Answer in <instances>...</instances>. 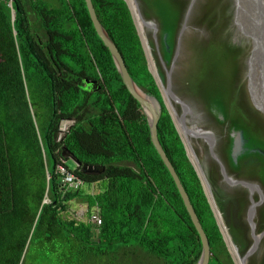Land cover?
Instances as JSON below:
<instances>
[{"label":"trees","instance_id":"trees-1","mask_svg":"<svg viewBox=\"0 0 264 264\" xmlns=\"http://www.w3.org/2000/svg\"><path fill=\"white\" fill-rule=\"evenodd\" d=\"M140 1L144 18L159 22L158 47L154 36L148 33V37L166 84V68L172 66L190 1ZM92 2L132 79L161 106L159 140L209 238L210 264H234L150 72L127 3ZM216 45L229 59L227 82L233 88L225 91L214 83L200 94L210 108L223 113L232 133L243 132L247 140V150L236 163L234 138H230L224 151L227 169L242 178H258L264 186V125L246 104L237 81L243 51L231 38L230 43L222 38L202 46ZM88 81H98L101 88L93 90ZM222 90L242 111L239 116L230 112ZM68 120L75 125L59 142L60 127ZM64 150L82 166L65 158ZM63 161L67 167L68 161L75 164V169L69 168L86 186L103 183L102 190H65L57 174ZM83 166L104 173L86 175ZM249 170L259 175L254 177ZM220 175L217 163L207 172L234 243L244 256L253 244L250 227L240 226L235 218L244 216L245 197L221 186ZM74 201L87 206L86 220L65 218ZM95 213L101 224L92 222ZM259 217L258 230L263 232L264 214ZM202 253L191 216L152 142L148 117L98 36L86 0H0V264H199Z\"/></svg>","mask_w":264,"mask_h":264},{"label":"rangeland","instance_id":"rangeland-1","mask_svg":"<svg viewBox=\"0 0 264 264\" xmlns=\"http://www.w3.org/2000/svg\"><path fill=\"white\" fill-rule=\"evenodd\" d=\"M142 6L140 0H137ZM191 1V0H189ZM263 0H250V5L248 8L255 9L261 12V17L264 19V8L258 7V2ZM129 2V0H128ZM244 2V0H243ZM235 0H199L198 4L191 16V19L188 24V28L184 33L183 41L181 44L180 53L175 61V66L173 70V89L174 93L181 98L184 102L189 104L193 113L188 116V121L190 124L189 127L193 125H197L199 128L213 132L217 136V154L220 159L224 162L225 158V146L229 144L230 138H235V133H232V127L230 123H224V115L223 113H217V107L210 108L209 103H206L205 99L202 98L200 92L213 88L214 83H219L224 88L225 91L232 90L233 84L231 82H227L229 69V59L227 58L225 51L219 45L213 47H203L204 43H212L221 41L222 38H225L228 43H230V38L237 45L240 51H243V54L240 55V74L236 76L235 79L230 78L231 80H236L240 90L243 93L244 100L246 104L253 110V114L256 118H259L262 124L264 125V114L257 109L254 104V100L252 97V93L250 90V75H249V63L250 58L254 49V39H249L245 37L244 34L240 32L237 27L236 20L248 15V10L244 11L243 14L237 15L235 8ZM130 4V2H129ZM138 4V5H139ZM131 6V4H130ZM132 7V6H131ZM259 14V12H258ZM134 16L139 25V29L141 33L149 40L148 33L154 36L153 30H149L146 27L142 20L137 18V15L134 12ZM151 21L159 26V22L157 18H151ZM141 22V23H140ZM140 23V24H139ZM262 26V27H261ZM261 32L264 30V21L261 24ZM143 27V28H142ZM242 29L244 30L245 25L242 24ZM258 37V36H257ZM155 40V38H154ZM156 42V41H155ZM150 44V43H149ZM156 45L158 47V35ZM257 47L264 54V46L260 40H257ZM247 48V50H246ZM152 49V48H151ZM252 49V50H251ZM153 54V51H152ZM154 56V54H153ZM259 66L262 67L264 64V58L258 61ZM158 67V66H157ZM158 69V68H157ZM171 69L166 68V74ZM159 71V70H158ZM262 72V69H260ZM236 86V83H235ZM238 86V87H239ZM224 90L223 95L225 97L226 104L228 105L230 112L239 116L242 111L238 110L232 102V98L228 95ZM195 94H197L200 99L195 98ZM176 109L178 114L182 113V108L180 105H176ZM67 131V127L63 126L60 131L59 138L61 139ZM189 143L191 145L192 150L194 151V155L199 159L202 167L204 168L205 173L211 172L213 170V166L216 162L209 151V145L203 141V139L199 137H194V139L187 136ZM68 165L70 168H76L75 164L72 161H68ZM219 167L220 177L216 178L219 182L224 181L222 170ZM246 170L240 171V173H245ZM248 174H254V177L259 175V171H255L254 173L249 170ZM236 181L248 182L250 184H258L263 190V201L262 205L257 209V217L256 222L260 221V214H264V186L262 182L258 178H254L253 180H249L248 178H242L239 176V173L229 174ZM208 177V176H207ZM208 184L212 189V185L208 179ZM103 183L93 184L92 186H85L83 189L88 190L89 192L101 191ZM207 186V183H206ZM235 193H240L244 198L242 201L243 206L241 211L244 212V216H239L236 214V221L240 222V226L251 227L248 220V212L252 205V199L256 202L261 201V195L258 192L254 196L251 195V190L248 188H244L242 186L234 188ZM81 204L80 201H74L70 203V210L65 214V218L67 219H76L77 212H84V219L79 221H84L87 218V208L85 205L79 206ZM220 209V208H219ZM221 211V209H220ZM222 213V211H221ZM223 215V213H222ZM224 216V215H223ZM226 223V221H225ZM255 223V221H254ZM256 224V223H255ZM256 224V226H257ZM227 225V223H226ZM228 226V225H227ZM250 229V228H249ZM259 229V224H258ZM264 231V227L262 228ZM230 231V228H229ZM258 233H261L258 230ZM231 234V231H230ZM250 235V231H249ZM232 236V234H231ZM251 236V235H250ZM233 238V236H232ZM234 240V238H233ZM259 249L258 252L251 257L248 264H264V238L258 243ZM248 252V251H247ZM233 254V253H232ZM236 256V254H235ZM235 264V263H234Z\"/></svg>","mask_w":264,"mask_h":264},{"label":"water","instance_id":"water-1","mask_svg":"<svg viewBox=\"0 0 264 264\" xmlns=\"http://www.w3.org/2000/svg\"><path fill=\"white\" fill-rule=\"evenodd\" d=\"M124 1L127 3L128 7L130 9L131 15L133 17L135 26L137 28L139 37H140L141 42H142V46H143L145 54H146V58L148 61L150 72L153 74V76H154V78H155V80H156V82H157V84L161 90L162 97L164 99V104H165L167 110L169 111V113L172 117V120L176 126V129H177V131H178V133L182 139V142H183L185 149L187 151V156H188L190 162L192 163L194 169L196 170V172L199 176V179L201 181V184L203 186L205 194L208 198L209 204H210V206L214 212L217 224L220 228V231L223 235L224 241L227 245L228 251L230 252L234 263L238 264L237 257L235 256V245L236 244L234 243L233 238H232L231 243L228 240H226V234L222 228V224H225L226 227H227V225H226L224 217H223V215L219 209L217 201L214 197V194H213V191L210 187V184H208V179H207L206 173L204 172L203 167L201 166L198 158L197 157L195 158V156L192 155V152L190 151L191 145L189 143V140L187 141L185 139L183 131L179 125V123L181 125H183L185 127L188 135L190 136V138L194 139L195 136L191 130V127L188 126L190 124V122L188 121V116L191 115L193 113V111H192L191 107L189 106V104L184 102L181 98H179L174 93V89H173V70H174V66H175V61H176V59L180 53L184 33L188 28L189 21L191 19V16H192L194 9L197 6L199 0H191L189 3V6L185 12L183 23L181 26V30H180L179 36H178V44H177L176 54H175V57H174V60H173L172 66H171V70L168 72L166 84L163 82V80L160 76V73L157 69L158 67H157L156 62L154 60L152 50H151V46L149 44V40L147 39V36L145 37L143 35V33H141V31L137 25L133 11H132L129 3H128V0H124ZM136 2H138V1L136 0ZM257 2L259 4V1H256V3ZM86 3H87V7H88V10L90 12V15H91V18H92V21H93V24H94V27L97 31L98 36L104 42L105 46L110 50V52H111V54L115 60V63L119 69V72L121 73L122 78L124 80V83H125L127 89L129 90L130 94L138 101V103L141 105L145 114L148 117L152 142H153L158 154L160 155L163 162L165 163L167 169L169 170L170 174L172 175V177L176 183V186L180 192V195H181V197L185 203V206H186V208H187V210L191 216V219L195 225V228H196V230L200 236L202 246H203V253H202V258H201L199 264H210L211 246H210L209 238H208V236H207V234H206V232H205V230L201 224V221H200L193 205H192V202L189 198V195L186 192V190H185V188L181 182V179L179 178V176L177 174V171L175 170L174 166L172 165L170 159L168 158V156H167L165 150L163 149L161 142L159 140L158 127H159L160 117H161V106L156 99L147 95L134 82V80L132 79V77L128 71L125 60H124L123 56L121 55L118 47L112 41V39L109 37V35L106 32V30L104 29L103 25L99 21L92 0H86ZM137 5H138V3H137ZM10 6L12 7V4H10ZM261 8H264V7H261ZM138 9L140 12L141 19L143 20L145 26L150 27L147 29L153 30L154 38H155V41L157 42V35L159 33V26L156 25V23H154V22H148L144 18L139 5H138ZM246 10H248V14H251L253 11V9H251V8H246L245 11ZM259 13L261 14L260 11H259ZM15 18H16V13L13 12V20H15ZM263 21H264V19L262 18V22ZM261 27H259L258 29L254 28L252 26H251V28L244 27L245 32H243V34L245 35V37H247L251 40L255 39V38L257 40H260L261 35H262L261 30H260ZM263 33H264V30H263ZM254 44H255V40H254ZM87 85L90 86L93 90H96L97 88L98 89L101 88V85L98 81H88ZM174 97H176L179 100V102L175 101ZM175 105H180L182 108V113L179 114L180 115L179 123L176 120V114H178V111H177ZM192 127H194V128L196 127L200 131L202 130L197 125H193ZM204 134L208 138V141H205V142L209 145L208 147H209L210 154H211L212 158L216 162H218L217 164L220 166V168L222 170V175H223L224 181L229 186H231L233 188L242 186L244 188L250 189L252 192L251 193L252 196L255 192H258L261 195V201H259V202H256L254 199H252V205H251L250 210L248 212V220H249V223L251 226L250 227V234H251V238L254 241L252 247L248 250V252L244 256H242L243 263L248 264L249 259L258 252V249H259L258 243L264 238V232L261 234L257 233L258 225L256 226L257 223L255 221V219L257 217V209L259 206L262 205L263 190L258 184H250L248 182L236 181V180H234V178L229 176L228 171H227V167L225 166L224 162L220 159V157L217 154V136L213 132H210V131L205 132ZM234 137L235 138H234L232 157L235 160V162L237 163L239 157H241V155H243L245 153V150H246L245 147H246L247 141L244 137L243 132L235 133ZM262 153L264 154V151ZM63 155L67 159L70 158L76 164L77 167L82 166V164L75 157H69L66 150H64ZM194 159H196L197 161H195ZM82 171L86 175H101L104 173V169H100L97 167H89V166H83ZM206 183H207V186H206ZM254 221L256 224L254 223ZM236 250L240 254V252L238 251L239 250L238 247H236Z\"/></svg>","mask_w":264,"mask_h":264},{"label":"bare ground","instance_id":"bare-ground-1","mask_svg":"<svg viewBox=\"0 0 264 264\" xmlns=\"http://www.w3.org/2000/svg\"><path fill=\"white\" fill-rule=\"evenodd\" d=\"M129 2L132 6V7L131 6L130 7L133 11V14L135 12V14L137 15V18L139 20H142L136 0H129ZM235 2H236L235 8H236V14L237 15L243 14L245 9L248 8L250 5V0H244V2H243V0H235ZM258 7H260V8L264 7V1L259 2ZM258 12H259V10L256 12L254 9L251 14H248V15L236 20L237 27L242 34H243V32H245V29L244 30L242 29L243 28L242 24H244L245 27H248V28H251V26H252V27L258 29L260 27V25L263 23L262 17L260 15V13L258 14ZM261 33L263 36L261 35L260 41L262 42V44L264 46V38H263L264 33L263 32H261ZM254 40H255L254 49H253V53L251 55L250 63H249L250 90L252 93V97H253L255 106L257 107L258 110H260L264 114V64L262 67L259 66L258 61L260 60L262 55L260 53V50L256 47L257 46V39L255 38ZM263 58H264V54H263ZM260 69H262V72L260 71ZM174 99H175V101L179 102V100L176 97H174ZM176 120L179 123V120H180L179 114H176ZM179 125L183 131L185 139L188 141L187 136H189V135H188L185 127L183 125H181L180 123H179ZM191 130H192L194 135L201 134L204 137H206V135L204 133L208 132V131L203 130V129L200 131L196 127L195 128L191 127ZM190 151L192 152V155H194V151L192 150L191 146H190ZM195 158H196V156H195ZM194 160L197 161L196 159H194ZM222 228L226 234V240H228L231 243L232 236L230 234L229 229L225 226V224H222ZM236 247L237 246L235 245V254L237 257V262H238V264H244L243 259H242V255L237 252Z\"/></svg>","mask_w":264,"mask_h":264},{"label":"built area","instance_id":"built-area-1","mask_svg":"<svg viewBox=\"0 0 264 264\" xmlns=\"http://www.w3.org/2000/svg\"><path fill=\"white\" fill-rule=\"evenodd\" d=\"M72 123L73 122H70L69 124ZM64 164L65 162L63 161L57 166V174L61 175L63 188L67 191H79L83 189L86 186L85 181L79 175H77L75 171L68 169ZM83 217L84 212H78V219L83 220ZM92 222L97 224L102 223L98 213H95Z\"/></svg>","mask_w":264,"mask_h":264},{"label":"clouds","instance_id":"clouds-1","mask_svg":"<svg viewBox=\"0 0 264 264\" xmlns=\"http://www.w3.org/2000/svg\"><path fill=\"white\" fill-rule=\"evenodd\" d=\"M190 3V2H189ZM139 4V3H138ZM189 6V5H188ZM188 8V7H187ZM196 8V7H195ZM195 10V9H194ZM180 30H181V28H180ZM180 32V31H179ZM179 36V35H178ZM264 38V37H263ZM177 44H178V39H177ZM152 50V49H151ZM260 53H261V51H260ZM261 55H262V57L260 58V60H262L263 59V54L261 53ZM154 57V56H153ZM155 60V59H154ZM259 60V61H260ZM171 69V68H170ZM164 100V99H163ZM175 107H176V105H175ZM70 122H73L72 124H69ZM75 125V121H73V120H68V121H66V122H64L62 125H61V127H60V131H61V128L63 127V126H66L67 127V131H66V134L60 139H58V141L59 142H61L62 140H63V138L69 133V130H70V128L72 127V126H74ZM176 127V126H175ZM247 141V140H246ZM246 146H247V142H246ZM246 148V147H245ZM247 150V149H246ZM246 150H245V152H246ZM187 152V151H186ZM242 156V155H241ZM240 158V157H239ZM199 160V159H198ZM200 162V161H199ZM65 164H66V162H65ZM201 164V163H200ZM225 164V163H224ZM66 166V165H65ZM202 166V165H201ZM226 166V165H225ZM67 167V166H66ZM68 169H70L69 167H67ZM71 170V169H70ZM203 170H204V168H203ZM228 170V169H227ZM205 172V171H204ZM206 176H207V173H206ZM207 179H208V177H207ZM214 194V193H213ZM215 197V196H214ZM216 199V198H215ZM47 201V200H46ZM85 207H87V206H85ZM81 212V211H80ZM224 217V216H223ZM225 220V219H224ZM79 221V220H78ZM255 221H256V219H255ZM257 223V222H256ZM258 225V224H257ZM228 227V226H227ZM228 229H229V227H228ZM264 232V231H263ZM263 232H261V233H263ZM257 233H258V231H257ZM261 233H258V234H261ZM251 235V234H250ZM253 240V239H252ZM253 243H254V241H253ZM253 245V244H252ZM252 247V246H251ZM250 247V248H251ZM249 263V262H248Z\"/></svg>","mask_w":264,"mask_h":264},{"label":"flooded vegetation","instance_id":"flooded-vegetation-1","mask_svg":"<svg viewBox=\"0 0 264 264\" xmlns=\"http://www.w3.org/2000/svg\"><path fill=\"white\" fill-rule=\"evenodd\" d=\"M195 137H199V138H201V139H203L204 141H208V138L207 137H204L203 135H201V134H199V135H194ZM217 145H218V143H217ZM219 166V165H218ZM227 167V166H226ZM228 171V174H232L229 170H227ZM220 184H221V186H224V187H227V188H233V187H231V186H229L225 181H220ZM256 193H254L253 194V196L255 195ZM260 195V194H259Z\"/></svg>","mask_w":264,"mask_h":264}]
</instances>
